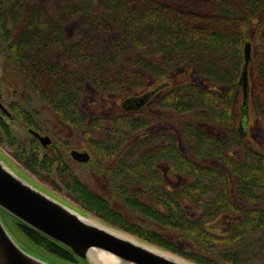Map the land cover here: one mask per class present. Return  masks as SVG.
<instances>
[{
    "label": "trees",
    "instance_id": "trees-1",
    "mask_svg": "<svg viewBox=\"0 0 264 264\" xmlns=\"http://www.w3.org/2000/svg\"><path fill=\"white\" fill-rule=\"evenodd\" d=\"M233 1L215 0L218 11L202 15L164 0H0V100L11 113L0 109V144L86 211L162 249L198 264H264V151L239 132L243 113L239 122L236 109L250 39L249 98L264 89V46L249 32L264 0ZM66 18L79 21L71 39ZM187 67L212 87L167 85L143 108L147 113L87 114L89 87L131 96ZM262 94L254 108L264 130ZM159 121L178 124L184 149L170 127L147 129ZM63 123L84 143L61 135ZM30 129L50 135L52 145L44 147ZM73 147L89 151L91 160H73ZM164 164L184 176L178 188L163 182ZM82 168L107 176L121 208L85 181ZM221 218L229 225L223 233L211 225ZM13 221L34 249L67 262L78 258ZM166 234L197 248L181 251Z\"/></svg>",
    "mask_w": 264,
    "mask_h": 264
},
{
    "label": "water",
    "instance_id": "water-1",
    "mask_svg": "<svg viewBox=\"0 0 264 264\" xmlns=\"http://www.w3.org/2000/svg\"><path fill=\"white\" fill-rule=\"evenodd\" d=\"M251 44L246 42L244 45L245 62L239 81L243 99L240 108L243 117L239 126L242 136L245 133L249 112L248 75L252 60ZM151 96L152 93H146L135 98H127L122 105L128 110H136L146 105ZM0 109L6 115L11 114L1 100ZM30 132L43 146L51 144L49 136L40 135L33 129H30ZM71 157L85 164L90 161L91 155L87 150L73 149ZM3 214L49 237L86 262L90 260V251L101 250L113 255L123 264H194L85 216L57 197L48 194L37 184L31 183L0 154V264H50L27 248H23L18 238L7 227Z\"/></svg>",
    "mask_w": 264,
    "mask_h": 264
},
{
    "label": "rangeland",
    "instance_id": "rangeland-1",
    "mask_svg": "<svg viewBox=\"0 0 264 264\" xmlns=\"http://www.w3.org/2000/svg\"><path fill=\"white\" fill-rule=\"evenodd\" d=\"M164 1H166L168 3H173V4L176 3V5L178 4L179 6H181L183 8H187L193 12L196 11L202 15H206V14L214 13V12L216 13L218 11L217 5L214 4L215 0H164ZM234 1H233V4L236 7L237 3H235ZM59 9H61V8H58V10ZM47 15H49V13H47ZM50 17H52V14L49 15V21L53 22L52 18H50ZM54 23L55 22H53L52 25H54ZM62 23H63V26L66 27V30L68 32L66 35L67 38L69 37L71 39L72 37H74L78 33V32H76V30L78 31V29H76V28L79 26V21H76L72 18H70V19L66 18V20ZM202 23L206 24L205 22H202ZM249 27H250L249 28L250 34L253 35L255 33H258L259 34V41L264 46V6L260 9L259 14L254 16V18L251 20ZM259 30H260V32H259ZM253 37H254V35H253ZM251 41L252 40L250 39V41H248V42H251ZM253 52H254V49H253ZM249 73H250V70H249ZM248 77H249V75H248ZM188 82L195 83V85L201 84V85H204L208 88L212 87L210 81L209 82L207 80L203 81L201 79V75H199V73L197 74L195 69H193L191 67H187L181 71H178L175 75H173L169 78H166L162 82L160 81V83L158 85H156L155 87L154 86H145V88L143 87L141 90L140 89L136 90L135 93L132 94L131 96H124V97H118L116 95L112 96V95H109L105 92H101L99 90L97 91L94 87H92V88L89 87L87 93L84 95L83 98L88 102V105H86L87 106L86 111H87V114L89 116H96L99 118H103L104 116H114L115 114H120V113L124 112L125 110L136 113V111H140V110L142 111L143 108L146 107V105L150 99L148 100V102H146V105H144L142 108H139L136 110H128L127 108H124V106L122 104L125 101V99L135 98L136 96H141V95H144L146 93H152V96H153V95H156V92L160 88H164V87L166 88L167 85L171 86V85H175L177 83H188ZM249 84H251V78L249 79ZM9 89H10V91L12 90L11 88H9ZM263 90H261V89L255 90L254 93H251L250 98H248L249 99V101H248L249 102V108H248L249 112H248V117H247L248 121L246 124V128L244 130L245 133H244L243 138L244 139L246 138L247 142L251 143L254 147L264 151V130L261 129L260 121L257 119V116H258L257 110L254 108V101L255 100L257 101V99H256V98H258L257 96L261 95L262 93H263L262 96H264ZM80 94H81V92H80ZM237 100L238 101H237L236 109H237V111H239L238 112V121H239L241 119L240 117L242 114V111L240 110V108H241L242 102H243L242 89L241 88L238 91ZM84 107H85V104H84ZM143 112L147 113L144 110H143ZM50 122H51V120H49V124H50ZM166 127H170V129L172 131L173 139L176 142V144L178 145V147L184 149L183 145H181L182 134L180 132V127L178 126L177 123L167 125V124H163L161 121H159L158 123L155 122V123L149 124L147 129L150 128L151 130L158 131V130L164 129ZM58 129H60L59 132L61 133V135H65L68 139L72 140L75 144L84 143V139H83L82 134L77 133L75 128L70 127V126L63 123L62 126H60ZM223 131H224V127H222V128L217 127V132L222 134ZM82 150H86V149H82ZM0 154L4 157V159L9 164H11L13 166V168L19 174H23L31 183L33 182L34 184H37V186L46 190L48 194H51L52 196L57 197L59 200L68 204L69 206L73 207L75 210H78L79 212H81L85 216H88L91 219H93L97 222L99 221V222H101L107 226H110L111 228L115 229L118 232L121 231L122 233H125L130 237L133 236L136 239H138L139 241H143L145 243L150 244L151 246H155L162 251L164 250L165 252H168L172 255H176L183 260H187L188 262L198 264L197 262L195 263V262L190 261L186 256H183L182 254L169 251L165 248L162 249L153 243H149L148 241L144 240L143 238L141 239V238L137 237L136 235L127 232L126 230H124L121 227L118 228V227H116L110 223L108 224L99 216H96L93 213L86 211L79 203H77V202L75 203V201L71 200L66 195L59 193L55 189V187L53 188L49 184L42 182V180L37 175H35L33 173H29L25 169V167L23 165H21L20 163H18L14 159L12 154L8 153L7 150L1 144H0ZM210 163L215 164V165H219V166H223L219 162V160H217V159H213V161H211ZM160 167L162 169L161 171H162L163 182H165V184L168 187L175 186V188H178L177 186H180L184 183V179H183L184 176L180 177L179 175H177L171 166L164 164V165H161ZM224 169H225V167H224ZM85 170H86V168H82L80 170V171H83L82 176L84 177L85 181H87V183L89 185H92L94 190L100 191L101 194L103 196H105L106 198L110 197L111 200L113 201V205L115 208H117V209L121 208V207H119V206H121V201H119L115 198L116 195L111 194L108 191L107 176L104 173H100V172H98V170H95V169L94 170L88 169V171H85ZM89 171H90V178H86ZM134 189L139 190V188H137V187L136 188L134 187ZM2 217L4 218V221L7 225V227L9 228V230L11 231V233L16 238H18V240H19L20 244L23 246V248H27L30 252H32L34 255L38 256L39 258L43 259L44 261H47L50 264H92L90 262V260L88 262H86L79 257L77 259H75L74 261H68L67 262V261L62 260L58 257L55 258L52 255H49L47 253L45 254L44 252H42L39 249H36V248L34 249L33 247H31L30 245L27 244L25 238L21 237L19 231H17L16 228L14 227V221L10 217L5 216V214H3ZM211 225L219 233H223L227 229V227L229 226L228 222H226V223L223 222V218L214 220V222ZM166 237L168 238L169 241L173 242V244L176 243L177 246H179L177 248L180 249L181 251H187V249L197 248V245L190 246L186 241H180L178 239V237L175 235L173 238L172 235H171V237H168L166 234Z\"/></svg>",
    "mask_w": 264,
    "mask_h": 264
},
{
    "label": "bare ground",
    "instance_id": "bare-ground-1",
    "mask_svg": "<svg viewBox=\"0 0 264 264\" xmlns=\"http://www.w3.org/2000/svg\"><path fill=\"white\" fill-rule=\"evenodd\" d=\"M89 259L92 264H123L113 255H109L101 250L90 251Z\"/></svg>",
    "mask_w": 264,
    "mask_h": 264
},
{
    "label": "flooded vegetation",
    "instance_id": "flooded-vegetation-1",
    "mask_svg": "<svg viewBox=\"0 0 264 264\" xmlns=\"http://www.w3.org/2000/svg\"><path fill=\"white\" fill-rule=\"evenodd\" d=\"M252 45V44H251ZM253 49H254V45H252V52H251V56L253 55ZM252 60H253V56H252ZM252 60H251V62H252ZM251 62H250V64H251ZM150 99H151V97H150ZM148 102V101H147ZM11 115V114H10ZM9 115V116H10ZM39 133V132H38ZM40 135H44V134H40ZM47 136H49V135H47ZM35 137V136H34ZM50 137V136H49ZM36 138V137H35ZM37 139V138H36ZM38 140V139H37ZM50 140H51V144H49L48 146H44V147H49V146H51L52 145V142H53V140L51 139V137H50ZM41 143V142H40ZM42 144V143H41ZM43 145V144H42ZM73 149H77V150H80V151H84V150H82V149H78V148H73ZM73 149H71V151L73 150ZM89 152V151H88ZM91 155V154H90ZM91 159V158H90ZM78 162V161H77ZM86 163H88V162H86ZM13 219V218H12ZM14 220V219H13Z\"/></svg>",
    "mask_w": 264,
    "mask_h": 264
}]
</instances>
